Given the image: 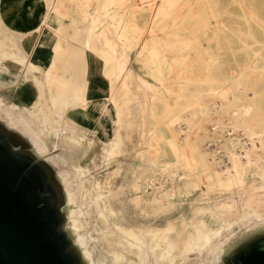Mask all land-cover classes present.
Instances as JSON below:
<instances>
[{"label":"bare ground","instance_id":"6f19581e","mask_svg":"<svg viewBox=\"0 0 264 264\" xmlns=\"http://www.w3.org/2000/svg\"><path fill=\"white\" fill-rule=\"evenodd\" d=\"M62 1L64 0H45L47 9L44 15V23L48 20L50 11L54 10L58 2ZM124 1L129 0H104L102 7L107 8L109 3L118 4ZM206 1L195 0L197 9H189L183 16H180V27H189L191 35L176 37L172 40L168 37L167 39L161 37L150 38L144 42L142 49L150 46V51L155 58L158 57L160 50L169 52L174 49H185L186 53L181 56L182 60L187 59L193 53V57L200 59L205 72L209 74L213 66L218 63V55L211 47L210 42L213 40L218 41L217 34L223 29V24L217 18L212 34L210 36L205 35L209 28L208 14L212 13L214 17L217 15L210 9L211 5L206 4ZM142 2L146 3L144 9H151V5L154 3L151 16L144 20V24L148 22L158 24V22H163L172 6L178 8L189 3L190 0H143ZM208 8L210 11L207 10ZM250 12L254 22L264 29V18L259 15L257 7L254 6ZM136 14H131V17L125 23L124 29L117 32L115 37L110 32H112V28L118 26V19L112 21L106 28H102L90 38V30L98 24V19L95 20V18L89 17L91 24L85 26L86 32L82 36L76 33L81 43L80 47L71 48L62 45L58 41L53 47L50 64L42 70L41 77L33 75L34 71L39 70L35 63L28 61L26 56L20 52L3 50L1 48L3 42L0 39V57L6 60L10 59L15 64L24 66L26 76L29 73L33 75V81L38 89L37 101L34 106L37 112L33 111L34 108L29 110L26 109L27 107L24 108L26 112L22 111L19 108L20 106L18 107L15 104H9L8 107L0 109L5 117L9 116L7 122L15 126L12 129L15 128L19 131L17 136L23 138L22 141L34 153L45 146L43 138L49 132L45 127L33 128V126H36L35 120L39 116L41 124L49 125V129L56 136H61L63 150L72 155L75 154L74 152L83 141V135L78 132L75 124L63 119L62 113L67 106H77L85 102V48L89 47L92 51L97 52L99 50L98 44L102 42L103 46L100 47V50L103 52L105 66L103 73L109 80V87L112 89L114 81L122 72L120 70H123L120 61H116L120 59V54H117L116 48L117 38L125 36L128 44L136 42L137 35L135 33L139 28H142L137 23ZM116 15L117 13L114 11L112 17L115 19ZM174 21L177 24V19ZM2 31L4 29L0 20V33ZM200 34L205 35L206 45L202 44ZM253 39L254 44L258 43L256 38ZM242 46L244 48L248 47L244 40H242ZM263 49L264 44L258 48H249L251 54L250 66L254 67L255 78L264 75V68L255 65L258 61L264 62ZM127 59L128 52L121 59V63L126 64ZM174 61L177 63L179 57L175 56ZM157 64H155L156 68H152V70H154L155 76L159 78L163 73L160 64L158 67ZM244 70H239L235 77H231L230 82L232 83L229 84L219 85V81H216V79L214 81L217 83H208L209 78L195 81L192 89H188L186 84H181L178 89L180 94L189 92L191 95L196 94L207 98L214 97L215 99L213 98L208 103V99L205 102L204 100L181 99L179 96L174 103V107L184 108L187 112L177 113L173 117L161 118V123L154 121L150 127L143 128L142 138L144 139L146 152L155 165L151 176L146 177L142 182V199L145 205H154L159 201V196H176L182 192L188 194L195 189H201V194L210 191L226 193L223 199L212 200V203L208 204L206 202H209V199L202 197V195L195 199L197 203L192 213L193 230L186 233L183 238L179 237L178 230L173 237L168 238V234L174 226L172 223H168L163 227L138 226L136 228L116 222L109 223L108 214L113 215L116 210L102 192L103 179L94 178L91 175L92 171L100 164H106L109 159L122 150L121 126L124 119L122 118L121 100L124 101V97L129 94V81L134 75L130 69L127 70L126 78H123L121 83L122 92L113 95L112 98L113 105H115V117L112 123H115L118 127L114 128L111 137L102 140L100 151L91 155L87 166L79 163L72 165L73 175L71 176L73 178L69 179V187L65 185L68 178H62L58 174L65 202V228L72 235L74 243L77 244V249L80 248L77 241L79 238L82 249L78 253L80 258L82 257L83 264H87L86 256L89 258L90 252L84 236H78L79 228H81L78 217L83 216L84 218V215L88 213V207L95 202H100L97 213L107 222L105 223L107 226L103 227L100 236L108 240L110 245L116 247L114 249L109 247L113 249L111 256L115 264L123 262L128 258L126 254H133L135 249H138L136 259H130L133 264H153L149 261L148 255L156 251L159 254L156 259L157 263L169 264L177 254L187 257L188 253L195 250L199 244L201 246L209 245L213 238L220 235L221 230L218 229L217 225L226 222L231 210L237 206L236 201L231 196V192L235 189L239 195L238 204L249 206L248 210L239 214L242 224L247 225L255 219L260 222V227H264V189H259L252 180V177L257 176L264 184V87L256 84L248 85L245 78L246 71ZM223 80L225 81L226 78ZM137 84L146 89L145 92H148V89L154 90L155 87L142 77L138 78ZM56 105L60 106L59 112L54 109ZM16 109L18 110L17 115L14 114ZM212 114H214L213 116L215 114L219 115L210 118ZM207 119L211 121L213 140L209 137L208 128L204 125V120ZM175 125L177 126L175 127ZM177 131H180V133H177ZM192 133L195 135L193 140L191 139ZM178 136L183 137V142L176 139ZM218 136L223 137V140H219L220 143L216 142ZM57 145L56 143L52 144L55 149ZM40 157L51 164L45 154H40ZM96 159L99 161L96 162ZM53 161L60 164L65 162V157L58 154L53 156ZM165 185L168 186L164 188ZM226 227H230V224ZM74 232L78 237L75 236ZM161 238L164 240L163 243L160 242ZM59 250L68 264H74L68 254L69 248L64 247L60 240ZM209 252L212 255L211 262L213 264H235L233 254H224L223 241H218L217 245L209 249ZM89 261L90 264H94L90 258Z\"/></svg>","mask_w":264,"mask_h":264},{"label":"rangeland","instance_id":"374dc122","mask_svg":"<svg viewBox=\"0 0 264 264\" xmlns=\"http://www.w3.org/2000/svg\"><path fill=\"white\" fill-rule=\"evenodd\" d=\"M142 1L143 0H129L118 4L109 3L107 4V8H105V6L103 8L102 4L104 3V0H64L60 3L58 2L54 10L50 11L49 19L44 23L45 26H43L46 27V29L44 28L45 31L50 28L51 17L58 15L59 17L64 18L65 22L69 24V28H63L65 31L68 29L69 32L73 29L69 23L71 22L70 17L72 15L73 20L71 23L74 24V27L75 25L78 26L76 33L81 34L82 36L86 32L85 26L91 24L89 17H93V12L91 11L94 5L96 6L95 20L98 19V24L91 28L90 38L99 31V28H106V26L112 23V21L118 19V26L112 28V32H110L112 33V36L115 37L117 32L124 29L125 23L127 19L131 17L132 13H137V23L142 28H139L135 33V35H137L135 43L128 44L125 36L117 38L116 48L117 54H120V59H117L116 61H120V64L123 67V70H120L122 71L120 72L122 75L119 74L118 78L114 81L113 88H110L109 92L106 94L108 98H100L95 102L94 110L100 113V117H98V120L96 121V129L80 128L76 125L78 132L83 135V141L79 148L74 152L75 154L72 155L63 150L61 136H56L54 132L49 129V125L41 124L39 121L40 117L38 116L35 120L36 126H33V128L41 126L48 129L49 132L47 133V131H45L47 133L43 138L45 146L40 151H35V156L45 154L50 160L52 168L57 176L59 174L62 178H68L65 185L66 187H69V179L73 178V176H71L73 175L72 165L79 163L87 166L91 155L93 153L97 154L100 151L102 140L111 137L114 128L118 127L115 123H112L113 118L115 117V105H113L112 98L113 95L122 92V80L123 78H126L127 70L130 69L134 75L129 81V94L124 97V101L121 100L123 107L122 118L124 119L121 126V134L123 137L122 150L120 153L109 159L106 164L102 163L99 167L96 166L97 168L92 171L91 175L94 178L103 179L104 183L102 192L106 195L108 201L116 210L115 214H108L109 223L112 224L116 222L118 224L133 226L135 228L138 226L163 227L168 223H172L174 226L169 232L168 238L173 237L177 230L179 231V237L183 238L186 233L192 232L193 230L192 213L193 208L197 203L195 199L200 197L199 195H202V197L209 199V202H206V204H208L212 203V200L223 199L226 193L210 191L209 193L201 194V189H195L188 194L182 192L176 196H159V201L154 203V205H145L142 199V182L146 177L151 176L155 165L153 164L150 155L146 152L144 139L142 138L143 128L146 129L150 127L151 123L154 121L161 123V118L173 117L177 113L187 112L184 108L179 109L174 107V103L178 100L179 96L181 99H194L197 101L204 100L205 102L208 99V103L214 98H207L196 94L191 95L189 92H183L180 94L178 93V89L181 84H186L188 89H192L195 81L206 78H209L208 83H217L214 81L216 79V81H219V85L229 84L232 83L230 82L231 77H235L239 70L245 69V78L248 85L256 84L257 86L264 87V75L255 78L256 73L254 72V67L250 66L251 54L249 50V48H258L260 45L264 44V29L254 22L250 12V10L256 6L259 15L264 18V0L206 1V4L211 5L210 9L217 15L214 17L212 13L208 14L209 28L205 35L210 36L212 34L217 18L223 24V29L217 34L219 37L218 41L215 42L213 40L210 42L211 47L218 55V63L213 66L209 74L205 72V68L200 59L193 57V53H191L187 59L182 60L181 56L186 53L185 49H174L169 52L166 50H160L157 58L153 57V54L150 51V46H146L142 49L144 42L150 38L161 37L167 39L168 37V39L172 40L176 37L191 35L190 28L180 27L181 22L179 20L180 16H183V14L189 9H197L195 0H190L189 3L181 5L178 8L172 6L163 22H158V24H150L149 22L144 24V20L151 16L154 3L151 5V9H144L146 8V6H144L146 3ZM207 10L210 11L209 8ZM114 11L117 13L115 19L112 17ZM177 14H179V16H177ZM75 17H78V19H75ZM175 19H177V24H175ZM200 35L202 44L206 45L207 40L204 38L205 35ZM253 38H256L258 43L254 44ZM242 40L247 43L248 47L244 48L242 46ZM102 46L103 44L100 42L98 44L99 50L97 52H86V56L93 57V55H95L96 57L103 59V52L100 50V47ZM127 52V63H121V59ZM175 56L179 57L177 63L174 61ZM156 63H158L157 67L160 64V67L162 68L161 71L163 75L159 78L155 76L154 70H152V68H156ZM255 65L264 68V62L258 61ZM96 70L100 71V73L105 76L103 69ZM139 77L145 78L153 84L155 86L154 90L148 89V92H145L146 89H143L137 84ZM224 78H226L225 81L223 80ZM167 84L170 85L168 86ZM232 86H234V84H232ZM9 104L12 103L3 98V100L0 101V109L2 107H8ZM34 106L35 104H32L30 107L18 105L22 111H25L24 108L27 107L26 109L32 110L34 108L33 111L37 112L35 110L36 107ZM54 109L59 112L60 106L56 105ZM0 112V127L5 129L18 140L14 133H18L19 131L15 129L12 131L11 128L15 126L7 122L9 116H6V118L3 111L0 110ZM14 114H18L17 109L14 110ZM213 115L214 114L210 115V118L217 117L219 114H215V116ZM208 119L204 120V125L208 128L209 137L213 140L212 125L211 121ZM64 120L72 123L65 116ZM2 121L5 122V124ZM177 125H175V127ZM177 133H180V131H177ZM194 136V133H192V140L195 138ZM176 139L179 142H183L182 136H178ZM220 139L223 140V137L218 136V141L216 142L220 143ZM53 143L58 144L56 149L52 146ZM58 154L65 157V162L59 164L53 161V156ZM97 161L99 160L96 159V162ZM23 170L24 169L22 168L21 171ZM24 178H27V172ZM252 178L253 182L259 189H264V184L261 183L257 176ZM168 185H165L164 188ZM32 186L36 190H42L41 185L32 184ZM231 196L236 201L235 204L237 206L231 210L226 222L217 225L218 229L221 230L220 235L213 238L207 246H201L199 244L195 250L188 253L187 257L185 255L181 256L177 254L174 260L169 264H213L211 262L212 255L209 252V249L217 245L218 241H223L224 243V254L238 253L234 257V262L235 264H240L245 257L243 251L247 252L253 247L256 248L264 244V227H260V222L255 219L247 225L242 224L239 214H241L242 211L248 210L249 206L246 204L240 206L238 204L239 195L236 189L231 192ZM49 199V196L45 194L39 202L40 205L44 206L46 211L48 210L49 202L51 201ZM99 205L100 202L92 203L88 207V213L84 215V218L83 216L78 217L81 224L78 236H84L85 243L88 245V250L90 252L89 258L93 260L94 264H115L111 256V251L115 246L110 245L108 240H105L100 236L103 227L107 226L105 224L107 222L97 213V207ZM54 220L56 221L57 218L54 217ZM64 221L66 222L65 214ZM228 224H230V227H226ZM75 236L78 237L76 233ZM72 241L74 242L73 239ZM77 241L80 248L77 249L76 243H73V246L80 258L78 252H80L82 247L79 238ZM163 241L164 240L161 238L160 242L163 243ZM137 252L138 249H135L133 254H126L128 258L131 257L129 259L126 258L119 264H133L132 261L130 262V259L135 260ZM157 252L158 251L148 255L149 261L153 264H158L156 259L159 254ZM89 258L86 256L87 264H90ZM80 260L82 262V257Z\"/></svg>","mask_w":264,"mask_h":264},{"label":"crops","instance_id":"0c3cea01","mask_svg":"<svg viewBox=\"0 0 264 264\" xmlns=\"http://www.w3.org/2000/svg\"><path fill=\"white\" fill-rule=\"evenodd\" d=\"M46 9L45 0H1L0 2V20L4 29L0 33V39L3 42L1 48L7 52H20L26 56L28 61L35 63L39 67V70L33 72L36 77H41L42 70L50 64L53 47L58 41L71 48L80 47L81 44L78 35H76L78 26L75 25L74 27V24L71 23L72 15L69 23L73 29L69 32L68 29L66 31L63 29L64 27L69 28V24L58 15L51 17L50 28L45 31L44 28L46 29V27H43L45 26L43 20ZM95 9L96 6L94 5L91 11L93 12L92 18L96 16ZM101 29L99 28V30ZM86 52L89 53L92 50L89 47L85 48V102L77 106H67L62 117L63 119L64 116L67 117L80 128L96 129V121L100 117V113L94 110V105L97 99L108 98L106 94L110 87L107 77L96 70L105 67L104 60L95 55L93 57L86 56ZM3 59L0 57V101L5 98L7 101L10 100L9 102L12 104L28 107L35 104L38 89L33 81V75L29 73L26 76L24 66L17 65L10 59Z\"/></svg>","mask_w":264,"mask_h":264},{"label":"water","instance_id":"95a60500","mask_svg":"<svg viewBox=\"0 0 264 264\" xmlns=\"http://www.w3.org/2000/svg\"><path fill=\"white\" fill-rule=\"evenodd\" d=\"M2 161L0 264H68L59 250L57 233L45 219L44 206L24 185L26 171H13Z\"/></svg>","mask_w":264,"mask_h":264},{"label":"flooded vegetation","instance_id":"af4514ba","mask_svg":"<svg viewBox=\"0 0 264 264\" xmlns=\"http://www.w3.org/2000/svg\"><path fill=\"white\" fill-rule=\"evenodd\" d=\"M3 123L5 124V122ZM13 129L11 128L12 131H14ZM14 134L18 140L0 127V158L7 164L2 162L13 171H19L23 168L27 172V178L23 177L24 185L33 197L36 195L38 202L45 194L49 196L51 201L48 210H45V219L54 233H57L58 240L62 241L64 247L69 248L68 254L73 263L83 264L74 249L72 235L65 228V202L57 174L50 163L40 156H35L34 151L22 141L23 138L18 137L16 132ZM32 184L41 185L42 190L34 189ZM54 217L57 218L56 221ZM237 254H233V257ZM243 254L245 257L240 264H264V244L256 248L253 247L247 252L243 251Z\"/></svg>","mask_w":264,"mask_h":264}]
</instances>
